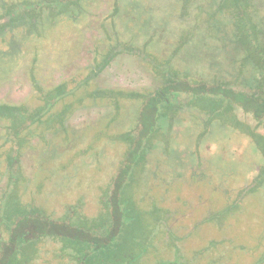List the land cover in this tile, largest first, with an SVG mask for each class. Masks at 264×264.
<instances>
[{
  "label": "rangeland",
  "instance_id": "rangeland-1",
  "mask_svg": "<svg viewBox=\"0 0 264 264\" xmlns=\"http://www.w3.org/2000/svg\"><path fill=\"white\" fill-rule=\"evenodd\" d=\"M23 1L39 0H0V104L22 105L32 119L34 110L44 104L43 95L61 84L67 94L41 120L69 107L61 124L46 126L43 120L21 135V177L13 188L19 202L10 204V223L6 205L0 208V239L5 242L8 231L18 241L36 229L19 227L21 221L13 213L17 205L36 206L53 219L63 217L73 205L85 217L102 211L100 198L128 149L119 136L137 124L140 99L118 95L116 107L113 97L92 93L99 88L146 92L160 84L153 66L127 51L87 78L111 47L121 43L144 48L159 62L180 46L169 69L206 80L255 73L233 38L237 31L231 11H214L220 0H73L55 16L42 8L35 25L28 18L7 19L10 9ZM249 2L262 40L264 0ZM189 104L172 115L171 127L168 116L160 120L145 162L133 174L131 193L143 207L150 198L162 208L168 226L180 238L168 234V243L179 245L186 264H264V182L236 200L264 164L249 133L264 134V125L257 126L251 114L235 106L223 123L221 119L209 123L202 140L199 133L210 119L197 103ZM15 120H20L19 114ZM7 122L0 118V196L9 177ZM229 205L220 219L218 213ZM25 229L29 230L23 233ZM57 230L51 231L60 238ZM157 238V247L147 251L144 264L170 256L163 244L165 232ZM55 240L38 244L35 264H58L54 254L60 240Z\"/></svg>",
  "mask_w": 264,
  "mask_h": 264
},
{
  "label": "trees",
  "instance_id": "trees-1",
  "mask_svg": "<svg viewBox=\"0 0 264 264\" xmlns=\"http://www.w3.org/2000/svg\"><path fill=\"white\" fill-rule=\"evenodd\" d=\"M72 2L73 0H39L33 3L23 1L16 4L14 9H10L7 19L28 18L31 25H35L41 16L42 8H49L50 15L55 16L65 11ZM249 6V0H220L214 9L217 12L231 11L234 29L237 31L233 38L245 52L243 61L250 62L255 71L249 77L238 74L224 80L217 78L206 80L169 69L170 60L176 51H179L180 46L175 48L167 60L159 62L144 48L121 43L110 48L101 62L87 75V78H92L101 71L113 56L119 52L127 51L135 56H140L143 61L153 66L160 84L146 92H124L118 89L99 88L92 93L93 97H113L116 107L118 106L116 100L118 95L128 99H140L137 109V124L119 136L128 144V149L117 175L109 182L100 198L103 205L102 211L96 216L85 217L78 213L77 206L73 205L67 207L63 217L53 219L36 206L28 208L24 205L28 208L26 209L17 205L13 213L21 221L19 227L22 225L25 227L36 226V229H31L25 235L28 236L27 238L20 237L18 241L8 231L6 242L5 239H0V243L5 242L6 246V248H0V264H35L36 254L34 252L43 239L55 242H58L55 239L60 240L59 252L54 254V258L58 259V264H144V260L148 256L147 251L157 247L156 239L162 231L165 232L163 244L171 253L169 257L156 259L152 264H186L179 245L168 243V234L173 235L175 240L180 241V238L175 236L174 231L168 226L167 216L162 208L150 198L149 205L143 207L132 195V184L135 181L133 174L136 173L139 165L145 162L146 148L157 137L160 120L166 119L168 116V126L171 127L174 120L172 115L186 103H197V108L208 114L210 121L205 123V131L199 133L198 136L202 140L207 136L209 123L215 119H221L223 123L228 118L227 113L231 112L235 106L251 114L257 126L264 125V38L261 40L262 33L250 17ZM2 27L3 25L0 24V29ZM66 94L61 84L47 91L43 95L44 104L34 110L31 115L32 119L22 105L0 104V118L8 121L5 127L6 140L11 141L10 151L7 153L9 177L4 189L6 191L3 196H0V208H4L6 205V222L8 223H10L7 218L11 210L10 204L19 202L16 195L14 196L13 188L21 177L18 163L21 135L32 124L43 120H45L43 123L46 126H53L56 122L61 124L65 107H69V105H65L63 109L54 111V113H48V116L43 120L41 117L51 109L58 98ZM16 114L20 115V120H15ZM235 124H238L237 119H235ZM243 124L241 123V126ZM249 133L255 138L253 140L256 147L264 157V134L254 133L251 130ZM140 169L141 167H139ZM255 175L256 177L252 181L239 190L237 201L245 194L257 190L264 182V164L260 166ZM5 193L6 198H4ZM14 197V203H10ZM230 205L218 213L220 219L228 213L230 208L236 207V204H232L231 207ZM6 227L8 228L7 224ZM54 227L58 228L56 232L60 238H56L54 231H51ZM40 228L42 229L40 230ZM27 230L29 229H25L23 233ZM4 254H6V258H4Z\"/></svg>",
  "mask_w": 264,
  "mask_h": 264
}]
</instances>
